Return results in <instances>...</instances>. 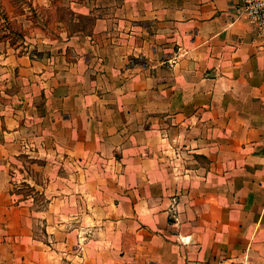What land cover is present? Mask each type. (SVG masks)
I'll use <instances>...</instances> for the list:
<instances>
[{"label":"crops","instance_id":"crops-1","mask_svg":"<svg viewBox=\"0 0 264 264\" xmlns=\"http://www.w3.org/2000/svg\"><path fill=\"white\" fill-rule=\"evenodd\" d=\"M37 2L84 25L0 38V264H264L240 0Z\"/></svg>","mask_w":264,"mask_h":264},{"label":"rangeland","instance_id":"rangeland-1","mask_svg":"<svg viewBox=\"0 0 264 264\" xmlns=\"http://www.w3.org/2000/svg\"><path fill=\"white\" fill-rule=\"evenodd\" d=\"M28 1L31 2L30 6ZM55 9L56 8L53 7L41 8L38 5L37 0H0V38H8L9 41L16 43L21 41L23 33L25 32H28L31 35L38 30L42 31V29L46 32H53L59 29L58 26L63 29L66 28L65 26L68 27L71 25L73 26L72 28L76 29L81 27V25H84V20H81V17H78L79 21H77V23L69 24L68 19L72 17L73 12H70L66 8L61 9L62 12L60 10V13L65 20L64 23L61 22L60 24H54L52 18L54 16L53 14ZM38 11L41 12L43 17L47 18V21L43 24L44 26H40L36 23ZM74 19L78 20L76 16H74L71 20Z\"/></svg>","mask_w":264,"mask_h":264},{"label":"built area","instance_id":"built-area-1","mask_svg":"<svg viewBox=\"0 0 264 264\" xmlns=\"http://www.w3.org/2000/svg\"><path fill=\"white\" fill-rule=\"evenodd\" d=\"M241 11L250 21L259 42L264 47V0H240ZM176 62V56L167 59L169 65Z\"/></svg>","mask_w":264,"mask_h":264}]
</instances>
